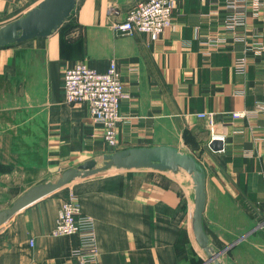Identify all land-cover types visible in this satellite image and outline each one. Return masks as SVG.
<instances>
[{
    "label": "crops",
    "instance_id": "crops-1",
    "mask_svg": "<svg viewBox=\"0 0 264 264\" xmlns=\"http://www.w3.org/2000/svg\"><path fill=\"white\" fill-rule=\"evenodd\" d=\"M40 1L0 0V20ZM144 1L78 0L53 35L0 48V211L84 163L85 152L173 147L204 172L202 227L221 262L264 264V114L253 112L264 102V50L248 49L257 41L264 46V8L254 9L264 0H247L245 23L234 34L222 30L224 2L178 0L171 25L156 40L118 35L114 25ZM240 56L247 60L243 74L233 69ZM110 61L124 94L115 147L105 144L87 105H68L63 94L67 68L83 63L104 72ZM240 111L247 116L231 120ZM201 113L214 115L221 151L208 147ZM108 172L73 181L16 214L0 230V264H79L72 256L78 238L52 234L70 195L94 221L95 264H212L191 231L192 180L172 177L184 171Z\"/></svg>",
    "mask_w": 264,
    "mask_h": 264
},
{
    "label": "built area",
    "instance_id": "built-area-1",
    "mask_svg": "<svg viewBox=\"0 0 264 264\" xmlns=\"http://www.w3.org/2000/svg\"><path fill=\"white\" fill-rule=\"evenodd\" d=\"M178 0H147L128 8L123 20L114 25L115 32L120 36L146 34L151 40H156L160 34L172 23V12ZM212 4L224 2L228 15L222 27L223 33H236V28L244 25L247 0H200ZM264 8V2L254 3L256 11ZM111 13L117 14L114 9ZM236 40H243V36L236 34ZM225 37H218L215 41L222 42ZM250 47V48H249ZM248 49L254 53L264 50L261 42L251 44ZM245 56L235 59L233 69L238 74L246 70ZM120 72L114 61H110L104 72H98L83 63H76L67 68L63 75L64 100L68 105L86 104L92 121L102 128V139L108 147L116 146V127L120 121V101L124 98ZM253 112L264 114V102L254 105ZM231 120L243 119L245 111L232 112ZM202 119L210 135V140L221 139L215 134L216 123L212 113L197 114ZM264 179V174H263ZM54 236L75 235L78 238V247L72 251V256L78 259L79 264H95L98 261V248L94 221L91 217L82 214L77 197L68 196L61 204L54 228Z\"/></svg>",
    "mask_w": 264,
    "mask_h": 264
},
{
    "label": "water",
    "instance_id": "water-1",
    "mask_svg": "<svg viewBox=\"0 0 264 264\" xmlns=\"http://www.w3.org/2000/svg\"><path fill=\"white\" fill-rule=\"evenodd\" d=\"M78 0H41L19 18L0 26V48L22 44L36 38H47L57 32L69 19ZM208 147L218 152L223 149L221 139H212ZM149 169L157 172L177 173L184 171L192 180L194 205L191 231L195 242L207 257L206 263L223 264L220 252H215L208 244L202 227L205 205V175L196 160L187 153L173 147L132 148L104 155L102 165L95 160L86 161L76 168L65 170L55 182H46L30 188L13 205L0 211V230L16 214L36 204L42 199L73 181H85L109 170Z\"/></svg>",
    "mask_w": 264,
    "mask_h": 264
},
{
    "label": "rangeland",
    "instance_id": "rangeland-1",
    "mask_svg": "<svg viewBox=\"0 0 264 264\" xmlns=\"http://www.w3.org/2000/svg\"><path fill=\"white\" fill-rule=\"evenodd\" d=\"M24 13L25 12H19L14 18L13 17H8V18H5L3 20H0V26H2L4 24H7V23H9V22L17 19L18 17L22 16ZM12 46H14V45H12ZM37 142H38V147H40L41 140H37ZM107 149L109 151L111 150L108 147H107ZM104 155H106V154H104ZM104 155H103L102 152H100V153H94V154L85 152L83 160H85V162L86 161H89V160H95L97 162V165L98 166H101L102 165V157ZM37 158L39 159V158H41V156L38 155ZM79 158H80V156H79ZM78 161L81 162L82 159L80 158ZM112 172H114V171H110V172L106 173V175L111 174ZM167 176H172V175L170 173H168ZM172 177L178 178V179H182V180H185V181L187 180V182H189V183L191 182L190 179H189V177L184 172H180L178 175L176 174V175H174Z\"/></svg>",
    "mask_w": 264,
    "mask_h": 264
}]
</instances>
